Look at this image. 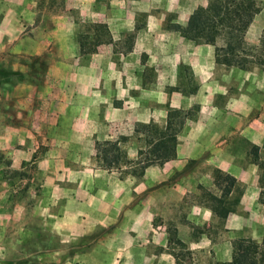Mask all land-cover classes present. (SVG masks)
Returning <instances> with one entry per match:
<instances>
[{
  "label": "rangeland",
  "instance_id": "rangeland-1",
  "mask_svg": "<svg viewBox=\"0 0 264 264\" xmlns=\"http://www.w3.org/2000/svg\"><path fill=\"white\" fill-rule=\"evenodd\" d=\"M252 2L259 10L246 31L245 38L261 50L264 49V0H252ZM8 3L9 0H0V7L8 6ZM207 3L208 0H33L30 14L21 19V22L27 26L25 32L34 36V30L30 29L39 28L42 38L44 39L47 34L51 43L48 51L41 53L43 55L22 57V62L29 71L42 74L50 69L52 59L73 56L77 47H75V34L88 29V21L107 22L112 38L111 41L104 43L106 44L104 53L108 54L111 43L114 53L111 68H120V66L124 68L126 60L123 57L129 54V71L137 74L130 77V86H135L138 82L143 86L138 88L143 90L138 97H141L145 103L153 102L155 98L160 99L158 104L155 102V107L158 108L156 112L158 123H164L169 107L177 108L178 139L184 138L191 129L189 122L198 117L200 108L197 103L185 102L183 95L175 91H186V86L190 89L195 88L202 79L194 76L193 70L189 80L184 77L183 72L190 74L189 69H191L184 58L193 53L194 48L188 49L189 47L184 45L181 39L184 37L187 41L191 39L196 42L192 34L182 31L178 25L186 24L187 14ZM167 30H172V33H168ZM201 52L205 55L209 53L208 48L202 49ZM153 53L160 57L159 62L154 66L148 64L149 55ZM13 55V51L6 49L0 53V84L8 81L6 77H2V74L7 75L12 69ZM219 65L222 67V75L218 80L222 82L224 92L218 91L214 99L218 112L212 118H206L205 125L195 127V134L202 136L199 139L201 150L196 157L189 158L183 167L167 166V169H172V172L168 173L162 164L158 165L157 172L149 178L126 174L127 180L120 182L118 179L123 167L109 169L100 157L101 149L108 141V133L111 139H117L121 135L128 136L127 140L122 142V146L127 149L131 158L136 157L141 140L135 133L136 125L130 124L126 131L119 125H109L108 119H103L99 113L98 137L104 136L105 139L97 141L95 146L85 141L76 142L77 147L82 150L97 151L95 158L91 154L90 158H81L78 161L83 171H86V168L90 169L89 172L82 174V177L89 179L90 188L83 191L82 196L79 197H82V201H129L128 221L124 218L118 219L98 226L84 236L66 237L63 242L54 235V231L50 230L37 232L33 237L32 223L26 221L29 214L26 204L20 201H35L37 199L35 194L40 193L38 190L36 192L30 190L31 185L35 186L32 182L35 165L31 160L24 163L22 168L16 169L11 166L8 157L1 155L0 264H26L38 259V254L28 251L36 248L37 245L48 248L64 247L62 253L45 255L53 263L69 259L72 261V256H76L77 260L88 257L99 264H108V262L111 264H217L223 262V258L230 253L234 238L247 236L262 241L264 165L260 166L257 163L256 173L251 174V177L254 174L258 176L257 188H255V192L259 194L257 201H248L253 202L251 206H248V202L247 205L239 206V201L235 206L234 212L242 219L239 228L226 229L217 219L204 220L206 214L202 208L210 207L199 201L202 187L206 191L221 193L213 181V175L208 174L210 166L206 157L210 154L208 148L210 142L209 138L205 137L228 134L234 128L243 135L250 122L255 119L257 123L253 133L256 136L264 135V125L261 123L264 122V70L259 67L243 69L220 63ZM68 68L70 67L66 66L64 69ZM36 80L41 79L36 78ZM152 84L155 85L153 94L149 92ZM110 93L112 94H108L106 99L118 95L113 91ZM236 95L241 98L235 105L239 110L228 106L229 98ZM132 98H136L135 92L130 93V99ZM172 100H177L173 106ZM251 160L252 156L246 158L242 155L236 159V167H247L251 165ZM262 160L264 161V158ZM91 168H95L97 173H90ZM78 176L79 173L67 175L64 185L71 189L57 191L60 196L57 197L55 194L52 197L53 201H77V194L72 188ZM246 185L244 182L240 183L239 190L230 198L239 192L241 196L246 190ZM202 197L205 199L204 196ZM137 201L147 202L145 215L149 217L148 221L134 220ZM156 201L160 204H151ZM8 208L9 220L8 215L2 213ZM187 234L190 236L188 240L182 237L189 238ZM94 246L99 247V250L90 254L82 253ZM76 251L79 253L74 255Z\"/></svg>",
  "mask_w": 264,
  "mask_h": 264
},
{
  "label": "crops",
  "instance_id": "crops-1",
  "mask_svg": "<svg viewBox=\"0 0 264 264\" xmlns=\"http://www.w3.org/2000/svg\"><path fill=\"white\" fill-rule=\"evenodd\" d=\"M32 1L9 0L8 6L0 7V50L6 49L14 52L12 69L7 72V75L2 74V77H6L8 81L0 84V156L8 157L11 166L16 169L22 168L24 163L32 160V164L35 165L32 182L35 186L31 185L30 190L35 192L38 190L40 193L35 194L37 196L35 201H20L26 204L29 213L26 221L32 223L33 237L37 232L50 230L54 231V235L63 242L66 237L84 236L106 223L123 218L126 221L129 220V201H82V197H79L82 196L83 191L90 188L89 179L82 177V174L89 172L90 169L86 168V171H83L78 161L81 158H90L91 154L95 158L97 151L96 149L90 152L82 150L77 147L76 142L85 141L95 146L97 141L105 139L104 136L98 137V113L103 119H108L109 125H119L126 131L130 124L137 126L140 122L149 121L158 123L156 119L158 108L155 107V102L158 104L160 99L155 98V101L145 103L141 97H138L139 93L143 92L138 88H143V86L139 85V82L135 86H130V77L137 76V74L129 71V54L123 57L126 60L124 68L123 66L111 68L114 54L111 43L108 47V54L104 53L106 46L104 43L108 41L98 44L93 52L82 53L80 51L81 34L89 33L87 39L88 44H91L94 40V29L81 30L75 34L76 45H74L77 47L71 58L52 59L50 69L42 74L29 71L23 64L22 57L41 56L43 55L41 53L48 51L51 43L46 33V37L42 38L39 28L30 29L34 30V36L25 32L27 26L21 22V19L30 14L33 7ZM192 12L187 14L186 22ZM90 22L105 23L108 28L110 27L107 22L90 20L88 24ZM167 32L171 34L172 30H167ZM181 40L189 47L188 49L194 48V52L184 58V61L191 66L190 74L183 72L184 77L189 80L193 70L194 76L202 80H199L195 88L190 89L186 86V91L177 90L175 92L183 95L185 102L197 103L200 111L198 117L189 122L191 129L186 134L187 136L178 139L176 157L164 163L168 173H171L172 169H167V166L181 168L189 158L196 157L200 153L201 141L199 139L202 136L195 134V127L205 125L206 118L210 119L218 112L214 99L216 93L222 91L224 87L218 80L222 75V67L216 62L215 47L209 43H194L191 39L187 41L184 37ZM203 47L208 48V55L201 52ZM149 59L148 64L154 66L159 62L160 57L153 53L149 55ZM66 66L70 68L64 69ZM36 78L41 80L38 81ZM154 88L155 85L152 84L149 92L153 94ZM111 91L118 95L106 99L108 94H112ZM130 91L136 93V98L130 99ZM240 99L237 95L230 97L228 106L239 110L235 105ZM176 102L177 100H172L171 105H175ZM167 115L168 111L165 114L164 123ZM256 123V119L250 122L248 129L242 133L243 135L234 128L235 130L233 129L228 134H214L205 137L209 138L210 142L208 147L210 154L206 157V161L210 166L208 174L213 175V181L214 169L219 168L234 175L239 184L242 182L247 184L246 190L240 196L239 206L247 205L248 201H257L259 195L255 192L258 176L254 174L251 177L253 172L256 173L258 163L254 158L253 146L259 147V157L263 159L264 135L256 136L253 133ZM261 123L264 125V122ZM111 138L108 133V139ZM242 155L246 158L252 156L251 165L238 168L236 159ZM158 165L162 164L148 166L143 178L154 175L159 168ZM73 173H79L74 182L75 186L72 188L77 194V201H53L52 197L55 194L57 197L60 196L57 191L71 189L64 184L67 181V175H73ZM90 173L96 174L97 172L95 168H91ZM127 176L122 175L120 171L118 180L123 182L127 180L125 178ZM91 180H93L92 177ZM204 191L206 192L202 187V196ZM201 195L199 201H204ZM253 202H248V206H251ZM151 204L159 205L160 203L156 201ZM146 205V201L136 202L134 219L136 222L148 221L149 217L145 215ZM202 211L206 214L204 220H218L210 208L204 207ZM2 213L8 215L9 220V208ZM131 220L133 221V217ZM241 221L240 215L231 211L223 226L226 229L239 228ZM182 237L190 239V236L189 238ZM98 248L94 246L82 253L90 254L99 250ZM28 251L39 256L38 259L26 264H99L88 257L77 260L76 256H72V261L69 259L59 263L50 262L45 255L62 253L64 252L63 246L48 248L37 245L36 248ZM74 253L77 255L79 251ZM231 256L232 248L230 253L223 258L224 261L229 260ZM108 264L111 263L108 262Z\"/></svg>",
  "mask_w": 264,
  "mask_h": 264
},
{
  "label": "trees",
  "instance_id": "trees-1",
  "mask_svg": "<svg viewBox=\"0 0 264 264\" xmlns=\"http://www.w3.org/2000/svg\"><path fill=\"white\" fill-rule=\"evenodd\" d=\"M258 10L252 0H208L205 6H200L191 13L186 24L178 27L192 34L196 43L215 45L216 62L243 69L259 67L264 70V49L260 50L245 38ZM88 29L95 30L94 40L88 44L89 33L81 34L79 40L82 53L93 52L98 44L111 40L109 28L105 23L90 22ZM177 112V108L169 107L164 124L155 121L138 123L135 133L141 144L135 158H131L122 146V142L128 138L127 135L108 139L100 153L104 164L109 168L123 167L122 175L142 176L148 166L164 164L176 157L179 132ZM258 148L257 145L253 146L254 158L263 166L264 161L259 157ZM214 182L221 193L204 191L205 199L202 202L211 208L221 223H224L239 202L240 192L230 198L239 190V183L234 175L219 168L214 169ZM217 264H264V238L262 241L247 236L234 238L231 258Z\"/></svg>",
  "mask_w": 264,
  "mask_h": 264
}]
</instances>
